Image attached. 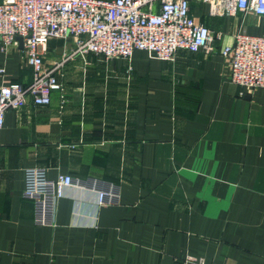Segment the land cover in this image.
<instances>
[{
    "label": "crops",
    "instance_id": "1",
    "mask_svg": "<svg viewBox=\"0 0 264 264\" xmlns=\"http://www.w3.org/2000/svg\"><path fill=\"white\" fill-rule=\"evenodd\" d=\"M191 14L222 37L215 50H179L173 61L146 51L128 62L72 53L49 38V103L27 97L0 129V264H264V88L229 80L221 48L242 17ZM246 33L264 32L244 17ZM0 85L29 83L20 42L0 50ZM69 174L118 200L67 187L52 226L36 225L21 197L23 170ZM191 259V260H188Z\"/></svg>",
    "mask_w": 264,
    "mask_h": 264
},
{
    "label": "built area",
    "instance_id": "2",
    "mask_svg": "<svg viewBox=\"0 0 264 264\" xmlns=\"http://www.w3.org/2000/svg\"><path fill=\"white\" fill-rule=\"evenodd\" d=\"M193 3L206 4L211 15L240 12L233 42L221 48L229 80L249 91L264 88V32L253 35L241 28L247 14L264 23V0H0V50L17 45L20 37L25 62L31 68L29 83L0 85V129L4 112L22 106L27 97L37 106L49 103V92L57 85L54 72L62 63H43L49 38L69 39L72 53L80 56L92 53L124 59L128 73L136 50L164 61H173L179 50L214 51V41L222 33L195 19ZM70 186L95 191L97 204L118 200L114 187L99 189L92 181L83 183L69 174L58 173L50 179L43 167H28L23 170L20 195L31 202L36 225H53L56 202ZM198 264H203L201 259Z\"/></svg>",
    "mask_w": 264,
    "mask_h": 264
},
{
    "label": "water",
    "instance_id": "3",
    "mask_svg": "<svg viewBox=\"0 0 264 264\" xmlns=\"http://www.w3.org/2000/svg\"><path fill=\"white\" fill-rule=\"evenodd\" d=\"M17 40H18V42H21V38L20 37H17ZM154 55V54H153Z\"/></svg>",
    "mask_w": 264,
    "mask_h": 264
}]
</instances>
